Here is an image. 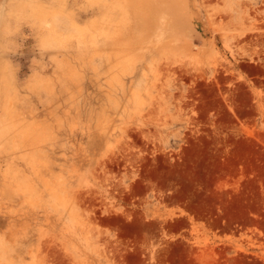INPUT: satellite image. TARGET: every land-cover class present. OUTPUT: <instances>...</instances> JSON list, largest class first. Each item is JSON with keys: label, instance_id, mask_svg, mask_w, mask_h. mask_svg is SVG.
<instances>
[{"label": "clouds", "instance_id": "9594fccd", "mask_svg": "<svg viewBox=\"0 0 264 264\" xmlns=\"http://www.w3.org/2000/svg\"><path fill=\"white\" fill-rule=\"evenodd\" d=\"M216 2L229 23L264 5ZM165 16L167 40L137 56ZM188 19L186 0H0V264H106L86 201L107 199L127 131L166 112L170 69L207 58Z\"/></svg>", "mask_w": 264, "mask_h": 264}, {"label": "rangeland", "instance_id": "374dc122", "mask_svg": "<svg viewBox=\"0 0 264 264\" xmlns=\"http://www.w3.org/2000/svg\"><path fill=\"white\" fill-rule=\"evenodd\" d=\"M261 12L264 5L229 23L216 0H186V38L203 43L207 58L170 69L166 112L127 131L126 155L109 165L107 199L86 201L106 264H264ZM86 19L73 11L71 23L79 29ZM167 38L165 16L137 56ZM103 79H86L84 92ZM33 103L39 121L46 109Z\"/></svg>", "mask_w": 264, "mask_h": 264}]
</instances>
